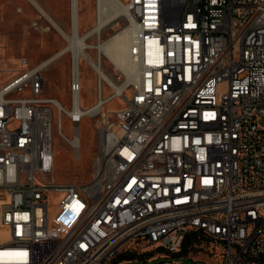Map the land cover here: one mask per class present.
Instances as JSON below:
<instances>
[{
  "label": "built area",
  "instance_id": "2783aa9c",
  "mask_svg": "<svg viewBox=\"0 0 264 264\" xmlns=\"http://www.w3.org/2000/svg\"><path fill=\"white\" fill-rule=\"evenodd\" d=\"M124 3L136 77L118 68L114 78L130 96L88 55L97 99L87 108L73 58L70 108L44 95L53 56L35 66L24 56L0 79V264H110L141 242L176 253L189 229L212 238L217 264H264V0ZM55 113L75 154L81 118L95 122L87 182L54 178Z\"/></svg>",
  "mask_w": 264,
  "mask_h": 264
},
{
  "label": "rangeland",
  "instance_id": "374dc122",
  "mask_svg": "<svg viewBox=\"0 0 264 264\" xmlns=\"http://www.w3.org/2000/svg\"><path fill=\"white\" fill-rule=\"evenodd\" d=\"M30 1V0H29ZM55 12L57 26L53 25L39 10L27 0H0V68L1 83L16 76L20 69L21 59L29 58V66H35L45 57L53 55L68 45L67 35L72 34V20L70 14L71 0H43ZM126 1V0H125ZM79 32H84L95 24L97 17V0H80ZM54 5V6H53ZM23 10H22V9ZM55 9V10H54ZM122 10L112 15L117 16L102 32V39H106L129 24V19ZM97 36L93 35L90 43H96ZM89 55L98 56L97 49L87 48ZM72 51L62 55L57 61L42 71L45 79L44 95L58 98L65 106L71 107L70 67ZM82 56H81V59ZM103 66L111 73H119L115 63L106 55H102ZM96 72L84 61L81 63V105L87 108L97 99ZM108 85L104 88V96L110 94ZM29 94V91H26ZM130 96V93H127ZM123 105V100L114 98L105 106L107 111L115 110ZM58 115L54 120V178L58 181L76 179L87 182L93 173V157L96 151L97 127L92 118L86 116L80 121L81 155L75 156L73 147L63 138L58 130ZM259 124L264 126V115L260 117ZM61 127L63 133L72 138L75 133L74 124L66 115L62 116ZM150 245L140 243L134 246L127 245L119 254L128 250H136L141 256L132 260L118 261V256L110 264H217L221 252L214 247L210 240L199 234L198 239L183 253H169L166 250L153 249ZM182 250V249H181ZM147 252V253H145ZM118 254V255H119Z\"/></svg>",
  "mask_w": 264,
  "mask_h": 264
},
{
  "label": "bare ground",
  "instance_id": "6f19581e",
  "mask_svg": "<svg viewBox=\"0 0 264 264\" xmlns=\"http://www.w3.org/2000/svg\"><path fill=\"white\" fill-rule=\"evenodd\" d=\"M32 4L39 10L40 14L43 15L50 23L57 26V21L55 19L56 15L53 10H51L43 0H30ZM97 20L95 24L87 29L84 32H79L78 25L80 24V0H71V20H72V34L67 35L68 45L54 53L53 58L59 59L62 55L67 53L69 50L72 51V58L75 61V64L79 63L81 69L82 61L86 55L90 56L93 64L100 68L101 75L113 85L116 90H126V93H129V88L126 87L125 82H117L114 73L107 71V69L102 64V57L100 60L96 61L95 57H92L91 53L86 51L87 48L95 47L97 52L106 55L110 60H112L116 65V68L124 71L126 75V82H133L136 77V71L134 65L130 62L128 58L129 48L136 36V28L133 22H129L124 28H121L119 31L111 35L106 39H102L99 43H90V38L93 35H96L98 38L102 36V32L105 30L106 26L112 22L117 16L112 18V15L117 13L119 10H122L121 14H125L128 19L130 18L127 6L125 5V0H97ZM1 19V18H0ZM82 56L83 60H80ZM88 64V63H87ZM101 64V66H100ZM89 65V64H88ZM97 78V77H96ZM97 83V79H96ZM106 84L101 83V88L104 90ZM70 88V83H69ZM59 100V99H58ZM111 102V101H110ZM109 102V103H110ZM83 118H81L82 120ZM80 125V124H79ZM80 127V126H79ZM79 149L75 156L81 155V141L80 137L76 136V139L72 140Z\"/></svg>",
  "mask_w": 264,
  "mask_h": 264
},
{
  "label": "trees",
  "instance_id": "16d2710c",
  "mask_svg": "<svg viewBox=\"0 0 264 264\" xmlns=\"http://www.w3.org/2000/svg\"><path fill=\"white\" fill-rule=\"evenodd\" d=\"M199 234H202L203 236L208 238L210 242L212 243V245L215 247L212 238L207 233H205L204 231L200 229H189L184 235L183 246L180 252L183 253L185 250H187L189 246L192 245V243L198 239ZM141 254L142 253H139L136 250H128L127 252H125V254H119L117 260L118 261L132 260L135 257H138V259H140L139 256H141Z\"/></svg>",
  "mask_w": 264,
  "mask_h": 264
},
{
  "label": "crops",
  "instance_id": "0c3cea01",
  "mask_svg": "<svg viewBox=\"0 0 264 264\" xmlns=\"http://www.w3.org/2000/svg\"><path fill=\"white\" fill-rule=\"evenodd\" d=\"M27 1L29 2V4H30L31 6H33L29 0H27ZM46 4H47V3H46ZM53 6H54V5H53ZM49 7H50V6H49ZM21 9H22V8H21ZM22 10H23V9H22ZM54 10H55V9H54ZM70 14H71V9H70ZM63 48H64V47H63ZM48 57H50V56H48ZM48 57H47V58H48ZM45 59H46V57H45L43 60H45ZM43 60H42V61H43ZM42 61H41V62H42Z\"/></svg>",
  "mask_w": 264,
  "mask_h": 264
}]
</instances>
